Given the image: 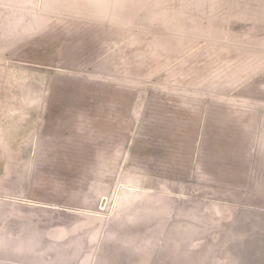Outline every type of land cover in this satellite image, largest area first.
<instances>
[{
	"label": "rangeland",
	"instance_id": "rangeland-1",
	"mask_svg": "<svg viewBox=\"0 0 264 264\" xmlns=\"http://www.w3.org/2000/svg\"><path fill=\"white\" fill-rule=\"evenodd\" d=\"M0 264H264V0H0Z\"/></svg>",
	"mask_w": 264,
	"mask_h": 264
}]
</instances>
